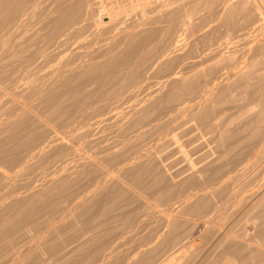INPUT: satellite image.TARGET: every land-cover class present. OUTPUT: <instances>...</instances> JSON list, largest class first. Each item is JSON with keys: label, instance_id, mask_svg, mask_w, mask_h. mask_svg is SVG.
<instances>
[{"label": "bare ground", "instance_id": "1", "mask_svg": "<svg viewBox=\"0 0 264 264\" xmlns=\"http://www.w3.org/2000/svg\"><path fill=\"white\" fill-rule=\"evenodd\" d=\"M47 1L48 4L40 5L42 0H0V29L4 28L10 33L21 31L26 34L30 24L27 20L29 16L30 20L32 18L31 21L38 19L34 23L41 25L39 28L37 26L38 33L40 30L42 31L39 33V35L42 34L41 41H38L40 36L35 34L36 32L32 38L35 35L38 36H36V41L43 45L41 52H45L46 57L49 58L56 55V51L48 53L49 49L53 46L69 45L72 40H80V44L91 45L93 42L87 39L86 33L92 26L97 29L99 33H96L100 36L108 35L119 26H124L118 25V22L123 23L121 18H124V13L129 11V8L125 12L119 10L127 7L124 2L123 5L117 2L115 4L114 1L119 2L120 0H103L105 2L112 1L110 3H114L113 7L115 6L116 9L112 6L109 9V3H107L109 8H107L106 3H102L100 0L102 6H98V9L97 5L100 4H97L98 1L95 2V0H43V3H47ZM90 1L95 5L90 4ZM145 1L143 3L147 7L142 9L145 8V5L142 7L139 0H130L129 4L132 3L133 8L138 10L142 7L143 11L137 20L131 17L128 25L125 23L128 20L124 22L125 29L123 27L120 28L123 30L117 31L115 36H121L116 38L114 43L111 41L112 45H108V47L101 45L100 47L103 48L89 51L82 57L73 54L70 56L73 65L65 71H58V78L52 83L11 94L16 101L15 106L18 104L19 111H17L18 113L15 111L16 113L2 121L0 119V193H2L0 196V264H3V256L6 253L9 254L10 250L14 251L21 244L15 251L16 257L13 264H264V185L257 186L261 179L257 175L261 172L257 175H255L256 173L250 175L247 172L241 173L231 181L229 179L228 183H221V178L218 179L215 176H219L220 169L225 168L222 165L226 164L227 166V163H222V167L218 165L219 162H222L219 155L220 160L215 158L217 156L211 157L213 161L208 160L210 157L206 158V156H212L210 150L214 153L217 149L219 151V147L227 149L228 144L234 139L238 140L242 134L245 135L244 138L248 145L252 143L251 140L255 141L258 137L260 138L261 134L263 135L264 63L254 61L256 57L253 58L251 54L252 57L239 71L229 79H225L221 71L223 67L235 69L234 67L241 64L238 61L243 59L240 57V60L236 59L231 54L230 57L226 55V58L222 59L218 57L220 50L216 51L218 55L215 54L216 52L212 54L222 61L213 63L205 70H198V66L201 64L197 68L194 65L197 69L195 70L194 63L191 64L192 66L186 63L188 54L195 55L196 46H198L197 42H194V44L196 43L194 50H189L190 47L186 44L187 34L197 27L194 25L195 23L193 27H191L192 24L189 25L190 17L193 18V15L206 11L208 16L206 14L202 21L211 20L215 15L214 7L217 6L218 1L203 0L202 3L195 4L191 11L184 13H181L177 7L175 10H171L170 6L161 7V4L158 7L162 9L157 12V8H155L157 0ZM235 4H230L228 10H223L227 11L226 17H224L227 20L226 26H224L227 31L235 32V28L239 26L237 22L239 16L243 18V15L251 16L257 19L255 23L263 20V13L260 10L264 11V0H242ZM89 5L96 7H91L90 11L94 8L104 14L98 16L97 20L92 19V15L87 21L86 14L87 17L91 15L87 13ZM117 6L123 7L118 8ZM180 7L182 8V6ZM94 10L91 12H95ZM122 12L124 13L120 15ZM135 12L137 14L138 11ZM106 18L108 20L103 21ZM225 19L223 22L226 21ZM35 24L33 26L36 28ZM186 25L190 26L188 30L185 29ZM92 36L94 35L92 34ZM33 39L35 40V38ZM188 39L190 40V38ZM6 43L5 46H9L11 43L9 38ZM254 49L257 57L259 54L263 56L264 44H259ZM198 53L201 54V52ZM244 53L246 54V52ZM204 54L202 53V56ZM191 57L189 56V58ZM193 59L191 58V60ZM197 62L199 61L197 60L195 64ZM205 63L207 61H204V65ZM2 71L0 75H3ZM151 74L164 75V77L158 84L153 85ZM0 85L2 87L5 84ZM211 85H213L209 93L211 97L202 99L198 104L196 103V106L193 104L192 109L193 105L190 101L194 100V96L203 94V89H207ZM252 87L261 94L259 100V95L255 101L253 98L250 99L251 102L241 109L242 112L238 117L234 118V115H231L232 120L229 118L227 121H220L221 124H216V121H213L216 120L214 117L218 115V110L223 109L221 107L235 104L233 103L236 100H234L235 92L244 91L242 94L247 93L246 95L251 97L249 90ZM144 88H148V91L146 93L143 91L140 93L141 95L135 91ZM5 89V87L1 88V90ZM143 93L145 95H142ZM239 94L241 95V92ZM246 95L243 97L244 100L249 99V96L246 97ZM122 97L126 101L134 100L133 103L135 102L136 105L131 104L132 107L128 110L126 108L125 114L122 112L123 116L122 114L120 116V113L108 112L113 109L111 105L113 104L115 107L116 103H119L118 99ZM190 97L193 98L190 101L187 100ZM243 98L237 99L240 101ZM99 100H103L104 103L96 105ZM238 100L236 101L239 102ZM184 101L191 105V108L185 106L187 104L183 103ZM182 103L183 105H181ZM183 106L187 108H181ZM90 108V113L87 114L89 117L85 115L84 120L89 123L94 119V123L88 124L85 121L87 127L84 125L86 130H84L85 127H82L81 133L84 137L92 138L96 128L97 136L95 137H98L100 130L95 125L101 126L102 128H99L103 132L102 130H107L103 129L106 126L111 128V122L109 125L107 124L109 121L119 118L122 119V123H120L121 121L114 123L119 126L120 137L125 139L127 135L130 137L131 133H133L131 135H134V132L137 134L130 138L127 136L129 139L126 137L125 141L121 138L119 145L123 146L122 149L117 147L116 151H114L115 148L114 152L111 150L110 153L112 146L109 150H106L110 147L109 145H107L108 148L105 147L106 149L103 147L101 152L106 150L104 154L107 156L105 157L100 152L99 155L103 156L100 159L99 156H94L93 159L86 160L84 158L83 161L78 158L79 160L75 161L73 160L76 157V154L73 153L75 152L74 147L66 144L65 140L63 142L58 137H51L54 133L51 134L53 130L50 124L54 118L55 123L58 119L71 123V120L88 113ZM175 108H181V111L178 110L180 113L190 108L191 114L189 113V115L193 121L191 123L194 126H199V130L195 127V131H199L196 135L192 129L194 126L190 128L191 123H189L190 120L188 121V116H186L188 114L185 115V111L182 114L186 116V118L183 117L187 120L184 118L179 120L188 121L190 125L181 121L175 124L179 121H177V117H174L179 114H175L172 118L170 116L169 121H160L161 123L157 127L155 126L157 130L153 127L156 131L153 130L152 134L147 130L152 126L145 129V125L158 120L157 118H161V116L166 117L170 110L176 113ZM106 113L107 115H105ZM237 120L241 123L239 122L240 126L235 127L236 122L237 125L239 124ZM82 123L80 124L82 125ZM52 125L56 127L54 124ZM93 125L95 129L92 128ZM116 125L114 126L117 127ZM161 129H167L168 132L165 133H167L168 140L164 141L165 137L161 144L158 141L159 145L155 148L149 147L150 143H148L150 145H146L150 134L152 136L159 134ZM208 132L212 133L215 143L212 137L211 141L208 140L209 136H207L208 138L203 137ZM77 134L79 135V133ZM104 134L105 132L99 138L103 137L104 139ZM161 135L166 136L162 133L159 134V137ZM203 138H207L206 142L213 144L212 147L208 146V143V145L204 144L205 141H201L204 140ZM48 139L50 141L47 145H43V142ZM103 139H100V142ZM261 139V150L258 153L262 157L264 155V135L261 136ZM94 140L91 139L89 143L90 140L87 139L81 141H83L82 143L87 142V145L91 143L90 146L96 148L98 145L97 141H95L96 144L93 143ZM215 144H218L219 147ZM233 144H236V141ZM214 145L217 149L213 147ZM84 146L86 147L85 144ZM206 146L210 149L209 151L207 149L208 153L203 150ZM226 149L225 153L222 152V158H225L226 155L230 157L231 153L235 152L231 150L232 152L227 154ZM99 151L100 149H98ZM200 151L207 155H201ZM57 153H60L61 156L56 157ZM72 153L75 155L74 158ZM90 153L94 154L95 152ZM176 153L178 156H175V160L181 161L180 157L181 159L183 157L182 161L186 160L189 164L188 162H182L185 165L181 162L177 163L173 159V155ZM181 153L182 156H180ZM194 156L197 158H193ZM214 159L219 162L214 163L216 162ZM57 162L63 163L65 167L62 168L63 164L60 166ZM114 162H119L116 164L124 166L120 165L121 169H118L119 172L114 174V178L108 179V181L103 179L104 182L106 181L104 183L102 179L101 181L98 178L99 173L110 175L112 172L108 174L109 168ZM55 163L61 168L56 169L57 166L55 171H50L53 174H49L48 179L45 177V180L41 181L44 177L38 178L41 173H36L37 168L42 166L45 169H50ZM179 163L183 167L178 169L181 167ZM109 165L111 166L109 167ZM19 166H21L19 173L12 174L14 168ZM22 177L24 179L20 181L19 178L22 179ZM97 179L100 180L98 183H96ZM87 181L90 183L95 181L98 186L94 183L96 187L92 186L95 190H92L91 194L81 193L84 196L79 194L80 197H78L75 192L80 189L77 190L76 187ZM151 194H157L156 196L159 194L164 203L153 200V197L151 198L154 201L153 204H148L147 201L149 199L150 202V198L147 197H152ZM165 198H170L169 201L166 199L169 203L174 201L171 202L172 204L170 203L171 206L167 204ZM71 228L74 229L73 233H64ZM124 233L127 235L131 233L129 248H123L124 244L117 245L118 241L116 240H120L118 238ZM61 235L65 238H62ZM53 238L55 241L52 240L53 243L50 241L48 244L49 239ZM127 241L126 243H128ZM6 257L8 258V255Z\"/></svg>", "mask_w": 264, "mask_h": 264}, {"label": "rangeland", "instance_id": "2", "mask_svg": "<svg viewBox=\"0 0 264 264\" xmlns=\"http://www.w3.org/2000/svg\"><path fill=\"white\" fill-rule=\"evenodd\" d=\"M39 1V0H38ZM41 1V0H40ZM46 1V0H45ZM96 1H98L97 2V4L99 3H101L100 1H102V3L103 2H105V1H103V0H95V2ZM107 1H109V0H107ZM114 1V0H113ZM141 3H142V7H144V5H145V8H142L141 6V8L142 9H146V7H147V5L146 4H144L146 1L145 0H139ZM177 0H157L156 1V3H155V6H157V7H155V8H157L156 10H157V12H158V10L160 9H162V8H159L158 6H159V4H161V7L162 6H165V5H168V6H170L171 7V5H173L171 8L169 7V9H171V10H175V8L177 7V9L179 10V11H181V13H184V12H187V11H191V8L193 7V6H195V4L197 5V3H202L203 2V0L202 1H200V0H178L177 2H176ZM218 1V3L216 4L217 6H215L214 8V14L215 15H213V17H212V19L211 20H208L207 22H206V20L205 21H202L203 19H205V16H206V14L208 13V12H206V11H203V12H205V13H203V12H201V14H195V15H193V18L192 17H190L189 19H190V21L191 22H189V25L190 24H192L191 25V27H193L194 25L196 26L197 25V27L195 28V30H193V31H190L188 34H187V40H186V44H188V47H190V48H188L187 47V45H186V50L188 51V49L190 50V49H192V50H194V46H196V43L194 44V42H197V45L198 46H196L197 48V50L195 51V55L194 54H192V53H189L188 55L193 59V56H194V59L193 60H191V58H189V56H188V59L187 60H190V61H187L186 60V63H189V64H187V65H190V66H192L191 64H193V66L194 65H196V68H197V66L199 65V64H201V65H199L198 66V70H205V69H208V67H210L211 65H213V63H219L220 62V58H222V59H224V58H226V55L228 56L229 55V57H230V54H231V56H234L236 59L238 58L239 60H240V58H242L243 60H241V61H238V63H244V64H240V66H236V67H234L235 69H233V67H227L226 68V66L225 67H223V69L221 70L222 71V75H224L225 76V79H229L230 77H232L234 74H235V72H237V71H239L246 63H247V60L249 61V59H250V57H252L253 56V58L254 57H256V59L254 58V61H259V62H263L264 63V54H263V56H262V54L260 55L259 53V55H258V57L256 56L257 54L255 53L256 52V48L254 49V47H258L259 46V44H261V45H263L264 44V11L263 10H260V12L261 13H263L262 14V17H263V20H259L257 23H255V21H257V19H254V18H252L251 16H245V15H243L244 16V18L242 17V16H239V18H238V20H237V22H238V24H239V26H237V28H235V32H230V31H227V29H226V27H224V26H226V24L225 23H227V20L224 18V17H226V14H227V11H223V10H228V8H229V6H230V4H232V5H236L235 3L237 2H241L242 0H217ZM110 2H112V1H110ZM110 2H105L106 4H105V6H108L107 8H109V5H107V3H109L110 4V8L109 9H111L112 7H113V5H114V3H110ZM115 2V4H116V2L118 3V4H121V5H123L122 3L124 2L126 5H127V7L126 8H120L119 10L120 11H126V9H128L129 11H126L125 13L124 12H122L120 15H122L123 13H124V15L123 16H125L124 18H121L122 19V22L123 23H121V21L120 22H118V25L120 24V25H124V26H126L125 25V23L128 25V23H129V20L131 21V17H134L135 18V20H137V17L139 18V16H140V13H142V11L143 10H141V8L140 9H135V8H133L132 7V3L131 4H129L130 3V0H124V1H122L121 2V0L118 2V1H114ZM121 2V3H120ZM128 2V3H127ZM139 2V3H140ZM144 2V3H143ZM178 2H181V3H178ZM228 2V3H227ZM49 2L47 1V3L45 2V3H43V0H42V2L40 3V5H46V4H48ZM101 3V4H102ZM90 4H94V3H92V1H90ZM97 5V9H98V6H102V5ZM124 4V5H125ZM174 4L176 5L177 4V6H174ZM182 6V8L179 6ZM182 4V5H181ZM95 5V4H94ZM125 5V6H126ZM131 5V6H130ZM227 5L228 7L226 8L225 6ZM112 6V7H111ZM124 6V7H125ZM45 7V6H44ZM89 7H90V5H89ZM91 7H94L93 5H91ZM91 7L88 9L89 10V12H87V13H90L91 15H89V17H87V14H86V19H87V21H88V19L90 18V16H92V19H94V20H97V19H99V17L98 16H101L102 14H104V13H100L99 12V10H94V8H96V7H94V8H92V10L91 11H95V12H91L90 11V9H91ZM118 7V6H117ZM119 7H123V6H119ZM118 7V8H119ZM216 7H218V8H216ZM224 7V8H223ZM113 8H115V6L113 7ZM131 8H133V9H135V10H133L132 9V11H131ZM173 8V9H172ZM182 10H181V9ZM116 9V8H115ZM122 9V10H121ZM218 9V10H217ZM220 9V10H219ZM87 10V11H88ZM118 10V9H117ZM141 10V11H140ZM135 11H138L137 12V14H136V12ZM105 12V11H104ZM132 12V13H131ZM199 12V13H200ZM226 13V14H225ZM97 14V16H95V15ZM126 14V15H125ZM136 16V17H135ZM202 16V17H201ZM207 16H208V14H207ZM220 16V17H219ZM95 17V18H94ZM97 17V18H96ZM122 17V16H121ZM200 17V18H199ZM36 18V17H35ZM130 18V19H129ZM195 18V19H194ZM198 18V19H197ZM202 18V19H201ZM215 18V19H214ZM92 19H90V22H92ZM120 19V20H121ZM133 19V18H132ZM226 20V21H224L223 22V20ZM28 20V29H27V31H26V34H24V33H22L21 31H16L15 33H10V32H8L6 29L4 30V28H1V29H3V30H1L0 29V70L2 71V73L1 74H3V75H0L1 77H0V84H5L4 86H2L1 87V85H0V119H1V121L3 120V119H6V118H8L9 117V115H12L13 113H16L17 111H19V107L17 108V106H18V104H17V106H15L16 105V101H15V99H13L12 98V96H11V94L12 93H14V92H17V91H21V90H26V89H29V88H35V87H37V86H45V85H48V84H50V83H52L54 80H56L57 78H58V74H59V72L58 71H65V70H67V69H69L73 64V61L72 60H70L71 58H70V56H72L73 54H75V55H77V56H85L89 51H92V50H96L97 48H103L104 46L105 47H108V45L110 46V45H112L113 43H114V41H115V39L116 38H118V37H120L119 35H117V36H115V34L117 33V31H119V29L120 28H123L124 26H119L118 27V25H117V27H118V29H115V31L113 30V32H111V33H108V35L106 34L105 36L104 35H101L100 36V34H97V33H99V32H97V29L96 28H93V26H92V28H90V29H88L89 30V32L87 31V35H88V38L87 39H90V40H92V44L91 45H85V44H80V40L79 41H77V40H75V41H77V42H75V41H71V42H69V45H66V46H53L51 49H49L48 50V53L49 52H52V51H56L55 53H56V55L55 56H52L51 58H49V57H46V55H45V52H41L43 49V45H42V43H40V42H38L39 40L41 41V37H42V34H40L39 35V33L41 32L42 33V31L40 30V32L38 33V31H39V29L37 30V26H38V28L41 26H39V24L38 25H36L34 22L36 21H38V19H35L34 21H31L32 20V18H31V20H30V16H29V18L27 19ZM108 19L106 18V19H104L103 21H107ZM124 20V21H123ZM126 20H128V21H126ZM134 20V19H133ZM132 20V21H133ZM194 20V21H193ZM86 21V22H87ZM126 21V22H125ZM200 21H201V23H200ZM125 22V23H124ZM198 22V23H197ZM204 22H205V24H204ZM195 23V24H194ZM208 23V24H207ZM255 23V24H254ZM36 25V28H35V26H33V25ZM194 24V25H193ZM199 24H201V25H199ZM203 24V25H202ZM207 24V25H206ZM205 25V26H204ZM210 25V26H209ZM32 28H31V27ZM186 28L185 29H189L190 28V26H188V25H186L185 26ZM189 27V28H188ZM201 27V28H200ZM30 28V29H29ZM127 28V27H126ZM198 28V29H197ZM41 29V28H40ZM124 29H125V27H124ZM30 31V33H28L29 31ZM120 30H123V29H120ZM201 30H202V32H201ZM213 30V31H212ZM34 32H36L35 34H37L38 36H40L39 38H38V41H36V38L38 37L37 35H35V37H33V38H35V40L32 38V35L34 34ZM90 32H91V34H90ZM97 32V33H96ZM188 32V31H187ZM193 32H194V34H193ZM28 33V34H27ZM95 33V34H94ZM114 33V34H113ZM214 33V34H213ZM229 35H228V34ZM85 34V35H86ZM92 34L94 35V36H92ZM207 34V35H206ZM217 34V35H216ZM92 37H91V36ZM100 37H99V36ZM37 36V37H36ZM96 36V37H95ZM110 36H112V37H110ZM208 36V37H207ZM87 37V36H86ZM221 37V38H220ZM7 38H9L10 39V44H9V46H5V44H7L6 43V40H7ZM84 38H85V36H84ZM93 38H94V40H93ZM97 38H100V39H97ZM101 38H102V40H101ZM104 38H105V40H104ZM188 38H190V40L188 39ZM218 38V39H217ZM213 39V40H212ZM34 40V41H33ZM83 40V38L81 39V41ZM219 40V41H218ZM96 41V42H95ZM113 43H112V42ZM188 41H190V42H188ZM105 42V43H104ZM109 42H111V43H109ZM188 42V43H187ZM192 42V43H191ZM205 42V44H203ZM210 44H209V43ZM215 42V43H214ZM217 43V44H216ZM190 44V45H189ZM192 44H194L193 46H191ZM209 44V45H208ZM212 44H215L214 46L212 45ZM103 46V47H100V46ZM205 45V46H204ZM207 45V46H206ZM210 45H212V46H210ZM216 47V48H215ZM92 48V49H91ZM188 48V49H187ZM221 48V49H220ZM253 48V49H252ZM202 49V50H201ZM77 50V51H76ZM79 50V51H78ZM199 50V51H198ZM201 50V51H200ZM204 50V51H203ZM207 50V51H206ZM215 50V51H214ZM221 50V51H220ZM76 51V52H75ZM201 52V54L200 53H198V52ZM211 51H213V52H211ZM219 52L220 54L218 55V53L217 52ZM235 51H236V54H235ZM254 53V55H253V53ZM85 52V53H84ZM208 52H209V54H208ZM216 52V53H215ZM229 52V53H228ZM233 52H234V54H233ZM243 52H246V54L244 53L243 54ZM84 53V54H83ZM197 53V54H196ZM202 53L204 54H207L206 56H205V54L202 56ZM212 53H215L216 55H218V57H220V58H218L217 56H215V54H212ZM192 54V55H191ZM223 54V55H222ZM248 54V55H247ZM252 54V56H250ZM198 55V56H197ZM208 55H210V56H208ZM237 55H239V56H237ZM242 57H241V56ZM247 55V56H246ZM195 56H197V57H195ZM202 56V57H201ZM224 56V57H223ZM245 56V57H244ZM249 56V57H248ZM204 57H206V58H204ZM240 57V58H239ZM200 58V59H199ZM209 58V59H208ZM216 58H218V59H216ZM244 58H245V60H244ZM200 62H197V64H195V62L197 61V60ZM201 59H203L202 61H201ZM205 59V60H204ZM213 59H216V60H214V61H212ZM204 61H207V63H205V65H204ZM208 61H211V62H208ZM222 61V60H221ZM203 63V64H202ZM215 63V64H216ZM209 64V65H208ZM205 67H204V66ZM206 65H208L207 67H206ZM203 67V68H202ZM194 68H195V66H194ZM194 68H192V69H194ZM195 68V70H197ZM195 70H193V71H195ZM0 71V72H1ZM225 71V72H224ZM231 71V72H230ZM226 75H225V74ZM229 73V74H228ZM163 77H164V75H153V74H151V83L153 84V85H156V84H158L159 83V81L160 80H162L163 79ZM3 87H5L6 89L5 90H1V88H3ZM211 88H213V85H211L209 88H204L203 89V94L201 95H196V96H194L195 98H193V97H190V98H188L187 100H189L190 101V99H194L193 101L191 100L190 101V103H192L191 105H195L196 106V103L198 104L202 99H204V98H209V96L211 97V94H209L210 93V91H211ZM251 89V88H250ZM136 92H138V94L139 95H141L140 93H142L143 91L146 93V91H148V88H144V89H142V90H140V89H136L135 90ZM251 91V92H250ZM257 89L256 88H254V87H252V89L251 90H249V94L251 95V97L249 96V95H246L245 93H243L242 94V92H244V91H240L241 92V95L238 93V92H235V94L236 95H234V100L236 99V100H238L237 98H243L245 95H246V97L247 96H249V99L247 98V100H244V98H243V100H238L239 102H237L236 100L233 102V103H235L234 105L233 104H231V106H226V107H221V108H223V109H220V110H218V115L217 116H215L214 117V119H216V120H213L214 122L216 121V124H221L220 123V121H227V119H229L230 117H231V115H234L233 117L235 118L236 116L238 117L239 116V114L242 112L241 111V109H243L244 107H246V106H248V104L251 102V100H252V98H253V100L255 101V100H257V97H258V95L260 96L261 94H259V92L257 91ZM205 92V93H204ZM208 92V93H207ZM145 93H143L142 95H145ZM206 94V95H205ZM209 94V95H208ZM245 94V95H244ZM208 95V96H207ZM242 95H244L243 97H241ZM205 96V97H204ZM239 96V97H238ZM201 97V98H200ZM256 98V99H255ZM259 98H261V96L260 97H258V100H259ZM198 99V100H197ZM246 99V98H245ZM251 99V100H250ZM196 100H197V102H196ZM118 101H119V103L117 104L116 103V106L115 107H113L114 105L112 104L111 105V107L113 108L112 110H110V111H108V112H115V113H120V116H121V114H122V112L124 113L125 111H126V108H127V110H128V108L130 109L132 106H131V104H134V106L136 105L135 104V102L133 103V101L134 100H131V101H126V100H124V98L122 97V98H119L118 99ZM186 101V100H185ZM185 101L183 102V103H185ZM188 101V102H189ZM195 101V102H194ZM242 101H245V102H242ZM187 102V101H186ZM237 102V103H236ZM253 102V101H252ZM104 103V101L103 100H99L97 103H96V105H100V104H103ZM183 103L181 104V105H183ZM115 104V103H114ZM185 104H187V105H185ZM184 105L185 106H187V107H190L191 108V105H189L188 103H185ZM181 105H179V106H181ZM194 105L192 106V109H193V107H194ZM230 105V104H229ZM129 106V107H128ZM133 106V107H134ZM185 106H183V107H181V108H187V107H185ZM111 107H110V109H111ZM15 108V109H14ZM181 108H178V109H176V113H174V112H171V110L169 111L170 112V114H169V112H168V115L166 116V117H162L161 116V118H157L158 120H154V121H151V122H147L148 124L147 125H145L144 127H145V129H147L148 127H150V126H152V127H150V128H148L147 130H149V131H151V134H152V132H153V130L154 131H156L157 129L155 128V126L157 127V125H159V123H161L160 121H162V122H166V121H169V119H170V116H171V118L173 117V115H175V114H179V115H176V116H174V117H177L178 119H177V121L179 120V119H182V118H186V116H188L187 117V119H188V121L190 120V122L189 123H191V122H193V121H191V116L189 115V113H190V108L187 110V111H189V112H187V111H182L181 113H180V109ZM191 109V110H192ZM90 110H91V108L89 109V111H88V113H86V114H84L82 117L81 116H78L77 118H75L74 120H71L72 122L70 123V121H65V120H63V119H58L57 120V118H56V120H57V122L55 123V118L52 120V124H54L56 127H54L52 124H50L51 125V127H52V130H53V132L51 133V134H53V135H51V137H58V138H60L61 139V141L63 140V142H65L66 144H68L69 146H73L74 148V151L75 152H73L74 154H76V157L74 158L73 156H75L73 153V155H72V157L74 158H72L73 160H75V161H78L79 159L80 160H85L84 158H86V160H89V159H93L94 158V156H99L98 158L100 159V157H103V156H101V155H104V157L105 156H107V155H105L104 153H105V151L106 150H109L110 148H112V149H110V153H111V150L113 151V149H115L114 151H116L117 150V147H118V149H122L123 148V146L121 147L120 145H119V143L121 144V138L122 137H120V135H119V131H118V127L119 126H117L114 122L115 121H121L122 119L121 118H119L118 120H114V121H109L107 124L109 125L110 124V122H111V128L110 127H108V126H106V127H108V128H103V129H107V130H102L103 132H105V134L103 135L104 136V139H103V137H101V138H99L100 136H102V133L103 132H101V129L100 128H102L101 126H97V125H95V127H98V129L100 130L99 131V134H101V135H99L98 134V137H95V136H97V134L95 133V131H96V129H95V127H94V125L92 126V128L93 129H95V131L93 132L94 133V136H92V138H86V137H84L81 133H82V130H83V128L82 127H85L84 125H86V123H85V121L86 120H84L86 117H85V115H87V114H89L90 113ZM125 110V111H124ZM178 110H180V111H178ZM16 111V112H15ZM173 111H174V109H173ZM107 112V113H108ZM185 113V115L186 114H188V115H183L184 113ZM18 113V112H17ZM92 113V112H91ZM107 113L105 114V115H107ZM172 113V114H171ZM183 113V114H182ZM125 114V113H124ZM180 114H182V116L180 117ZM191 114V113H190ZM104 115V114H103ZM88 117H89V115H87ZM122 116H123V114H122ZM184 116V117H183ZM190 116V117H189ZM102 117V116H101ZM104 117V116H103ZM184 118V119H185ZM154 119V118H153ZM153 119H151V120H153ZM156 119V118H155ZM160 119V120H159ZM166 119V120H165ZM168 119V120H167ZM187 119H185V120H187ZM220 119V120H219ZM63 120V121H62ZM78 120V121H77ZM96 120V119H95ZM165 120V121H164ZM185 120H179L177 123H175V124H178L180 121L181 122H184V123H188V121H185ZM229 120H232V118H230ZM0 121V122H1ZM53 121H54V123H53ZM79 121H81V122H79ZM159 121V122H158ZM238 121V123L240 122L241 123V121H239V120H237ZM83 122V123H82ZM87 122V121H86ZM113 122V123H112ZM124 122V121H123ZM157 122V123H156ZM219 122V123H218ZM80 123H82V125L80 124ZM88 123V122H87ZM92 124V123H94V119L92 120V122H89L88 124ZM120 123H122V121L120 122ZM119 123V124H120ZM187 124V125H190V124ZM240 123L237 125V122H236V125H235V127L236 126H240ZM65 124H66V126H65ZM74 124V125H73ZM118 124V123H117ZM118 124V125H119ZM152 124V125H151ZM196 124V123H195ZM114 125H116L117 127H115ZM234 125V124H233ZM65 126V127H64ZM194 126V125H192V123H191V125H190V128H192V127ZM81 127V128H80ZM86 127H87V125H86ZM86 127H85V129L84 130H86ZM100 127V128H99ZM156 129H154V128ZM195 127H197V129L199 128V126H194L192 129H193V131L195 132H193L195 135L199 132H196L195 130H196V128ZM233 127V126H232ZM68 128V129H67ZM76 128H77V130H76ZM264 128V127H263ZM262 128V129H263ZM111 129V130H110ZM145 129H143V130H145ZM120 130V129H119ZM142 130V131H143ZM199 130V129H198ZM73 131V132H72ZM78 131V132H77ZM98 131V130H97ZM162 131V132H161ZM164 131V132H163ZM167 131V129H161L160 130V132H159V134H167V133H165ZM207 131H209V130H207ZM206 131V132H207ZM263 131V130H262ZM72 134H71V133ZM158 132V131H157ZM156 132V133H157ZM168 132V131H167ZM200 132H204V131H200ZM211 132V131H210ZM210 132H208V133H206V135H203V137L205 136V137H207V136H209V138H208V140H210L211 141V137H212V140H213V136H212V133H210ZM65 133V134H64ZM75 133V134H74ZM77 133H79V135H81L83 138L81 139V136H79ZM140 133H141V131H140ZM96 134V135H95ZM131 134H133V133H131ZM131 134H129L130 135V137L132 136H134L135 134H137V133H135L134 132V135H131ZM150 134V137H148V141L146 140V145H150L149 147H156V146H158L159 144H161V141H162V139H164L165 137H166V139H164V141H166V140H168L167 138H168V136L166 135V136H160L159 137V134L157 135H155L154 134V136L156 137H154V136H152ZM208 134V135H207ZM56 135V136H55ZM68 135H71L70 137L68 136ZM263 135H264V131H263ZM262 134H261V136H263ZM60 136V137H59ZM77 136H79V137H77ZM119 136V137H118ZM128 136V135H127ZM126 136V137H127ZM170 136V135H169ZM244 134H242V135H240L239 136V139L237 140H235L234 139V141L233 142H230L229 144H228V146H227V149L226 148H220L219 146H218V144H215V145H217L218 147H219V151H218V149L215 147V145L213 146V147H215L216 149H217V151L216 152H214L213 153V151H211L210 149H208L209 147L208 146H210L211 144H209L208 142H206V141H208V140H206L207 138H203L204 140H201V141H205V143L204 144H206V145H208V146H206V147H204V151L205 152H207V149H208V151L210 150V153L212 152V154H210V155H212V156H206L207 155V153H206V155H205V152L202 154L201 153V151L199 152V153H201V155H205L206 156V158L207 157H210V159L208 158V160L210 161L214 156H217V157H215L216 159H218V160H220V161H222L221 163L219 162V161H216L215 159H214V161H216V162H214V163H218L219 162V164L218 165H220L221 166V164L223 163H227V166H226V164L225 165H222V166H224L223 168V170L222 169H220V173L218 174L219 176H215L216 178H218V179H220L221 178V183H226L229 179H230V181H231V179H233L235 176H237V175H240L241 173L243 174V173H248V175H250V174H255V175H257L258 173H260V174H258L257 176H258V178H259V176H260V181H259V179H258V184H257V186H260V185H264V183H263V181H264V155H262V157H261V155L258 153L260 150H261V147H260V145H261V143L262 142H260L262 139H261V136H260V138L258 137L257 139H255V141L254 140H251V142L252 143H250L249 145H248V143H246V141H245V138H244ZM91 137V136H90ZM95 137V138H94ZM126 137H125V139L124 138H122L124 141L125 140H127L126 139ZM129 137V136H128ZM127 137V138H128ZM129 137V138H130ZM159 137V139H157ZM98 138V139H97ZM128 138V139H129ZM150 138V139H149ZM157 139V140H154V139ZM160 138H161V140H160ZM69 139H71V140H69ZM90 140V141H88V143L89 142H91V139H97V140H94L93 141V143L95 142V141H97V150H95L96 148H93L92 146H90V144L89 145H87L86 143H82L83 141H81V140ZM100 139H103L101 142H100ZM170 139V138H169ZM65 140V141H64ZM99 140V141H98ZM118 140V141H117ZM120 140V141H119ZM50 141V139H48V140H46V141H44L43 143V145H47V143ZM81 141V142H80ZM151 141H152V143H151ZM154 141V142H153ZM158 141H160L159 142V144H158ZM164 141H162V142H164ZM209 141V142H210ZM236 141V144H233L234 142ZM76 142V143H75ZM85 142V141H84ZM99 142V143H98ZM123 142V141H122ZM156 142V143H155ZM213 142H214V140H213ZM213 142H210V143H213ZM80 143V144H79ZM101 143V144H100ZM110 143V144H109ZM114 143H118V144H114ZM148 143H150V144H148ZM208 143V144H207ZM215 143V142H214ZM82 144V145H81ZM84 144L86 145V147L84 146ZM95 144H96V142H95ZM123 144V143H122ZM79 145H81L80 147H79ZM92 145V144H91ZM107 145H109L110 147L108 148V146ZM114 145H116L115 147H114ZM117 145H119V146H117ZM155 145V146H154ZM213 145V144H212ZM212 145H211V147H212ZM87 146H89V147H87ZM107 146V148L108 149H106L105 147ZM112 146V147H111ZM238 146V147H237ZM82 147H84V148H82ZM91 147V148H90ZM105 148L104 150H103V152H101V150H102V148ZM146 148L148 147V146H145ZM148 147V148H149ZM253 147V148H252ZM260 147V148H259ZM86 148V149H85ZM145 148V149H146ZM206 148V149H205ZM88 149H92L91 151L90 150H88ZM95 151H94V150ZM98 149H100V151L98 152ZM213 149V148H212ZM226 149V152H227V154H230L232 151L231 150H234L233 152L234 153H231V155H232V157H231V155H230V157H229V155H226V157H225V155H224V157L225 158H222L223 157V153L222 152H224L225 153V150ZM88 150V152H86ZM230 150V151H229ZM113 151V152H114ZM229 151V152H228ZM90 152H95L94 154L93 153H90ZM100 152H101V155H99L100 154ZM109 152L107 153L106 152V154H109ZM203 152V151H202ZM89 153H90V156H89ZM96 153H98V154H96ZM180 153V152H179ZM217 153H220V154H217ZM242 153V154H241ZM248 153V154H247ZM96 154V155H95ZM215 154V155H214ZM239 154H241L240 156H239ZM92 155V156H91ZM180 155V154H179ZM209 155V154H208ZM221 157H219V156ZM243 155V156H242ZM256 155H258V156H256ZM61 156V154L60 153H57L56 154V157H60ZM79 156V157H78ZM175 156H178V154L176 153V155L174 154L173 155V159L175 160ZM180 156H182V153H181V155ZM179 156V157H180ZM197 156H198V154H197ZM89 157H92V158H89ZM179 157H177V158H179ZM196 156H194L193 158H195ZM212 157V158H211ZM70 158V159H71ZM79 158V159H78ZM197 158V157H196ZM195 158V159H196ZM220 158V159H219ZM228 158V159H227ZM69 159V160H70ZM71 159V160H72ZM76 159H78V160H76ZM103 159V158H102ZM226 159V160H225ZM263 161H261V160ZM70 160V161H71ZM179 159H177V160H175V161H177V163L178 162H181V164H183L182 162H184V163H187L188 161H186L185 160V158H184V160L186 161H182L183 160V157H182V159H181V157H180V160L181 161H178ZM257 160H260L259 162H260V164H259V162L257 161ZM211 161H213V160H211ZM224 161V162H223ZM234 161V162H233ZM206 162H208L207 160H206ZM257 162H258V164H257ZM261 162H262V164H261ZM59 165L60 164H63V163H59V162H57ZM116 163H119V162H116ZM115 162L113 163V165L111 166V165H109V172H108V174L109 173H111L110 175H104V174H100L99 173V179L101 180H106V181H108V179L110 180V179H112V178H114L115 177V175L114 174H117L118 172H119V170L118 169H121V166L120 165H122V167L124 166L123 164H116ZM176 163V165H178ZM58 164H57V166H58ZM112 164V163H111ZM115 164V165H114ZM180 164V163H179ZM181 164H180V166H181ZM188 164H189V162H188ZM187 164V165H188ZM257 164V165H256ZM53 165H55V166H53ZM118 165H119V167H118ZM183 165H185V164H183ZM183 165L181 166V167H178V169L179 168H182L183 167ZM256 165V166H255ZM56 166V163L55 164H52V168H50V169H45L44 167H42V166H39L38 168H37V170H36V173H38L39 172V174L40 175H38V178L39 179H41L42 177H44V179H42L41 181H43V180H45V177H46V179H48V177H50L49 176V174H53L52 172H50V171H55V168L57 167ZM61 166V165H60ZM114 166V167H113ZM116 166V167H115ZM221 166V167H222ZM251 166H252V168H251ZM54 167V168H53ZM63 167H65V165L63 164V166H62V168ZM113 167V168H112ZM263 167V168H262ZM60 169L61 167H57L56 169ZM113 169H115V170H113ZM252 169V170H251ZM256 169V170H255ZM21 170V166H19L18 168H14V172H12V174H14V173H19V171ZM222 170V171H221ZM245 170V171H244ZM251 170V171H250ZM263 170V171H262ZM115 171V172H114ZM243 171V172H242ZM253 171V172H252ZM259 171V172H258ZM43 172V173H42ZM231 172V173H230ZM233 172V173H232ZM55 173V172H54ZM102 177H101V176ZM111 175H114V176H112L111 177ZM217 175V174H216ZM263 175V176H262ZM225 176V177H224ZM227 176V177H226ZM107 178V179H105V178ZM220 177V178H219ZM23 179H24V177H22V179L21 178H19V180L20 181H23ZM38 179V180H39ZM99 179H97V181H96V183H98V181H100ZM101 180V181H102ZM104 180H103V182H104ZM223 180V181H222ZM40 181V182H41ZM105 181V182H106ZM112 181V180H111ZM39 182V181H38ZM104 182V183H105ZM110 182V181H109ZM261 182V183H260ZM87 183V184H86ZM92 183V182H91ZM89 181H87V182H85V183H83V184H81V186L79 185L78 187H76L77 188V190L78 189H80V190H76L77 192H75L76 194H78V197H80V195L79 194H81V193H84L85 195H87L88 193H90L91 194V192H93L92 190H95L94 188L96 187V186H98V184H96L95 183V181H93V183L91 184ZM94 183H95V185L96 186H94ZM228 183V182H227ZM263 183V184H262ZM88 186H89V189H88ZM94 188H93V187ZM82 187V188H81ZM87 187V188H86ZM82 189H84V190H82ZM86 189V190H85ZM90 190V191H89ZM150 190V189H149ZM149 190H147V191H149ZM22 191H24V190H22ZM82 191H84V192H82ZM85 191H86V193H85ZM3 192V191H2ZM151 192V191H150ZM152 192H154V190H152ZM154 193H156V191L154 192ZM153 193V194H154ZM1 194L2 193H0V196H1ZM84 194H81V196L83 195L84 196ZM147 194H148V192H147ZM152 195V194H151ZM157 195V194H156ZM156 195H152V197H147V198H150V202H149V199H148V201H147V203L148 204H153V202L154 201H152V199L151 198H153V200H156L157 202H159V201H162V199H160V195L158 194V196H156ZM157 198V199H156ZM162 198V197H161ZM167 198H165L164 200H166ZM170 199V198H169ZM169 199H167L168 201H169ZM166 200V202H168ZM155 201V202H156ZM163 202V201H162ZM171 202H174V201H171ZM170 202V203H171ZM164 203V202H163ZM169 202L167 203L168 205H170L171 206V204H170ZM166 204V205H167ZM174 204V203H173ZM165 205V204H164ZM163 207V206H162ZM166 207V206H165ZM161 209H163V208H161ZM74 232V229H69V230H66V231H64V233L66 234H71V233H73ZM130 234L131 233H129L128 235L127 234H121L120 235V237L118 238V239H120V240H116V241H118V244L117 245H119V246H121V244L123 245L122 247L124 248H126V247H128L129 248V246L131 245V243H129L130 242ZM64 235V234H63ZM62 236V235H61ZM126 236V237H125ZM127 236H129V237H127ZM67 237V236H66ZM123 237H125L124 239H123ZM50 238H52V237H50ZM62 238H65L64 236H62ZM128 238V239H127ZM130 238V239H129ZM55 238H53V239H49V243L48 244H50V241H51V243H53V241H55L54 240ZM122 239V240H121ZM35 240V239H34ZM53 240V241H52ZM123 240H124V242H123ZM128 240V241H127ZM119 241H121V242H119ZM126 241L129 243H126ZM31 242H33V241H31ZM34 243V242H33ZM33 243H29V244H33ZM117 243V242H116ZM22 245V244H21ZM20 245V246H21ZM129 245V246H128ZM20 246H18V247H16V249L13 251V250H10L8 253L9 254H7L8 255V258L6 257L7 255L5 254V256H3V261L4 262H6V263H4L3 262V264H13L12 262L15 260V257H16V252L15 251H17V248H19ZM121 247V248H122ZM13 253V254H12ZM10 255V256H9ZM13 258V259H12ZM8 262V263H7ZM10 262V263H9ZM1 263H2V260H1Z\"/></svg>", "mask_w": 264, "mask_h": 264}]
</instances>
